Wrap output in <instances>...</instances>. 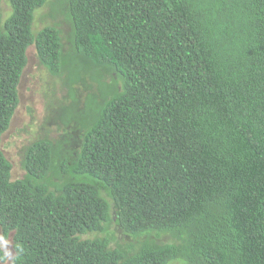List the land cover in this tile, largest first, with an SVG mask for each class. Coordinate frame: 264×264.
Instances as JSON below:
<instances>
[{
  "label": "trees",
  "instance_id": "trees-1",
  "mask_svg": "<svg viewBox=\"0 0 264 264\" xmlns=\"http://www.w3.org/2000/svg\"><path fill=\"white\" fill-rule=\"evenodd\" d=\"M9 2L0 229L13 234L11 264H264V0H58L51 19L62 8L70 56L56 27L33 34L51 0ZM31 47L64 79L73 100L54 117L81 143L30 144L13 181L1 143ZM71 58L87 79L68 72ZM88 80L99 93L80 102L72 86L92 90ZM112 223L130 243L88 238Z\"/></svg>",
  "mask_w": 264,
  "mask_h": 264
},
{
  "label": "rangeland",
  "instance_id": "rangeland-1",
  "mask_svg": "<svg viewBox=\"0 0 264 264\" xmlns=\"http://www.w3.org/2000/svg\"><path fill=\"white\" fill-rule=\"evenodd\" d=\"M57 2L58 0H51V5L35 13L33 34L37 35L46 27H56L62 33L64 54L70 56L72 54V46L69 42L71 28L64 17L60 18L62 8L55 6L53 11L55 16L57 15V19L56 21L51 19L52 7ZM11 14L12 10L9 0H1L0 15L3 20L9 18ZM27 58L28 64L23 72L18 88L20 104L12 120L11 127L2 137L1 143L4 155L13 165V181L23 178L25 175L20 167L22 161L21 152L30 144L42 139L55 143L63 137L68 144L65 148L74 150L81 143L80 135L73 130L75 126L66 128L64 124L56 120V116L54 117L62 105L69 106L73 100L69 95L68 89L64 86V79L54 78L47 69L41 66L34 47L28 50ZM83 69L86 68L82 67V64L73 58L68 61L67 70L70 74L73 72L74 77L81 75V79H87L88 75L85 76L87 71ZM92 75H95V73L90 74L89 77H92ZM65 77L66 73L64 74ZM111 78L115 79L116 77L113 74ZM107 81L111 82V79L107 77ZM88 85L92 87V90L86 91L81 84L72 86L73 90L77 92L80 102H85V97L89 94L99 93L97 83L88 80ZM119 88L118 90L121 91V86ZM97 95L99 96V94ZM109 229V234L107 235H90L88 238H109V240H112L111 245L113 248L123 247V245L131 242L130 239L122 234L120 228L115 223H112ZM12 239L13 234L7 240H4L0 229V245L4 254H8L4 264H11L15 255ZM170 241L169 238H162L158 243L166 244ZM174 264L183 263L176 262Z\"/></svg>",
  "mask_w": 264,
  "mask_h": 264
},
{
  "label": "clouds",
  "instance_id": "clouds-1",
  "mask_svg": "<svg viewBox=\"0 0 264 264\" xmlns=\"http://www.w3.org/2000/svg\"><path fill=\"white\" fill-rule=\"evenodd\" d=\"M7 253L5 254V256L4 257H0V259H6L7 258Z\"/></svg>",
  "mask_w": 264,
  "mask_h": 264
}]
</instances>
